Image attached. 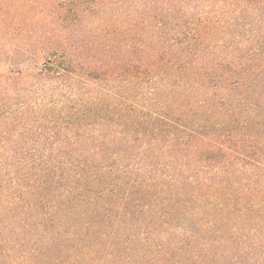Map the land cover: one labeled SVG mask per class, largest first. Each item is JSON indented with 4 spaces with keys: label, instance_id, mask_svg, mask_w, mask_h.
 <instances>
[{
    "label": "trees",
    "instance_id": "1",
    "mask_svg": "<svg viewBox=\"0 0 264 264\" xmlns=\"http://www.w3.org/2000/svg\"><path fill=\"white\" fill-rule=\"evenodd\" d=\"M25 9L24 0H0V55L34 50L42 56L39 75L54 81L142 77L149 59L85 65L42 37L38 13ZM241 11L223 24L202 20L182 57L160 63L152 56L165 67L152 80L178 92L154 110L117 95V106L104 110L117 109L118 132L93 137L90 150L0 153V225L32 220L43 236L0 237V264H237L256 256L264 246V142L244 146L251 132L264 137V29L236 24ZM216 33L221 40L211 45ZM14 78L0 74L4 83ZM85 103L72 108L76 119L99 107ZM122 141L125 149H109ZM136 142L143 145L138 160L128 164ZM158 164L161 174L152 171ZM177 224L185 233L172 244L167 228Z\"/></svg>",
    "mask_w": 264,
    "mask_h": 264
},
{
    "label": "rangeland",
    "instance_id": "2",
    "mask_svg": "<svg viewBox=\"0 0 264 264\" xmlns=\"http://www.w3.org/2000/svg\"><path fill=\"white\" fill-rule=\"evenodd\" d=\"M24 5L28 8L25 10L34 7L33 10L38 13L35 23L46 31L42 37L58 40L65 54L80 59L85 65H114L124 60L136 63L144 58L149 61L141 69L142 77L132 82L120 80L118 76L95 82H85L83 78L54 81L39 75L37 68L42 56L36 51L4 50L0 55V74L15 77L5 83L0 81V153L5 158L16 151L57 154L90 150L94 144L93 137L103 134L112 137L118 132L113 125L116 119L113 113L117 109L113 113L104 110L117 106V95L126 96L128 106L153 110L161 108L178 89L166 85L163 80H152L154 73L165 71L159 63L154 64L152 56H156L160 63L182 57L186 38L197 30L204 19L223 24L235 15V10L242 9L236 24L247 29H264V0H259L257 4H252L250 0H24ZM220 36L216 33L210 44L220 42ZM2 43L0 36V45ZM154 93L158 94L153 96ZM98 98L104 100V105L95 102ZM82 102L85 103L82 108L99 107L76 119L72 108H77ZM3 114L12 117L5 118ZM92 121H99V124L93 125ZM250 134V142L254 143L247 141L249 143H245L244 149L264 142V137L257 132ZM142 146V143L136 142L132 151L126 154L128 164L133 157L138 160L139 147ZM125 147L126 142L122 141L109 149L122 150ZM259 147L264 150V145ZM150 161L140 162V167L150 164ZM160 164L164 165V162ZM160 164L153 166L154 173L164 172L158 168ZM36 225L32 220L27 225L23 221L2 224L0 237L8 240L15 234L16 240L25 237L30 240L31 236L41 239L43 236L39 238L36 235ZM177 225L167 228L170 232L166 235L171 233V236L166 241L172 244L176 236L181 237L185 233V229ZM42 244L45 243L42 241ZM227 245L235 247L231 241ZM38 247H41V242ZM142 250L136 251L141 255ZM224 255L229 260L233 252ZM237 264H264V246L256 251L252 260L245 258Z\"/></svg>",
    "mask_w": 264,
    "mask_h": 264
}]
</instances>
